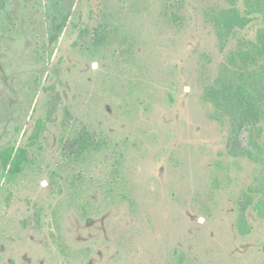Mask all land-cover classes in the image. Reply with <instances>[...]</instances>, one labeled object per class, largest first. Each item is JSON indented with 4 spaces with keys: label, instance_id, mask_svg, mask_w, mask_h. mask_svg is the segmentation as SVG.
Masks as SVG:
<instances>
[{
    "label": "rangeland",
    "instance_id": "374dc122",
    "mask_svg": "<svg viewBox=\"0 0 264 264\" xmlns=\"http://www.w3.org/2000/svg\"><path fill=\"white\" fill-rule=\"evenodd\" d=\"M254 1L0 0V264H264Z\"/></svg>",
    "mask_w": 264,
    "mask_h": 264
},
{
    "label": "trees",
    "instance_id": "16d2710c",
    "mask_svg": "<svg viewBox=\"0 0 264 264\" xmlns=\"http://www.w3.org/2000/svg\"><path fill=\"white\" fill-rule=\"evenodd\" d=\"M228 6L226 8H221L216 11L213 20L214 26L216 27L217 35L220 40L223 41V38H227L230 34L234 33L237 30H243L249 25L255 18L253 14H263V9L257 1L254 0H245V9L243 12H240L236 3L237 0H227ZM252 44V45H251ZM249 49H245L244 53L239 54L238 50L230 52V57L228 60V65H232L236 62L237 57L242 61L247 62L250 65H255L258 63V60L264 57V43L260 40L259 36L256 39V42L250 43ZM248 48V47H247ZM247 50V52H246ZM244 73L238 71L237 79L238 81H243ZM252 87L248 84L247 88ZM241 88H238L236 92V102H242L243 97L240 93ZM215 98V95L213 96ZM246 117L252 118L255 121L264 115V109L261 107L254 106L253 112H250L247 108L244 111ZM42 129V123L40 121L36 124V131L34 137H38ZM257 133H260V128H258ZM250 146L255 150L252 152L250 149L243 150V153L252 160L258 162L264 170V145H260L256 139L250 141ZM257 155V156H256ZM2 161L5 167L14 170L20 165L21 159H25L26 151L22 148L9 147L1 151ZM262 189H264V171L261 178ZM256 211H259V216L261 217L263 213L261 212V205L256 204L254 206ZM244 224H242L243 227ZM248 230H245V232Z\"/></svg>",
    "mask_w": 264,
    "mask_h": 264
}]
</instances>
